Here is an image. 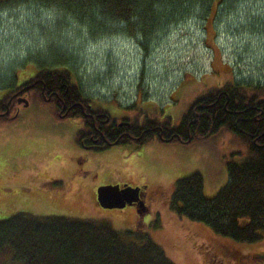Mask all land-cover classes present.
Wrapping results in <instances>:
<instances>
[{
	"label": "rangeland",
	"instance_id": "obj_1",
	"mask_svg": "<svg viewBox=\"0 0 264 264\" xmlns=\"http://www.w3.org/2000/svg\"><path fill=\"white\" fill-rule=\"evenodd\" d=\"M185 10L164 16L146 41L115 25L96 33L37 3L0 9V99L6 88L33 78L53 52L63 58L57 66L71 69L98 105L112 104L120 116L139 113L169 127L179 125L199 98L228 82L264 85V0H224L206 34L202 7ZM25 96L28 106L14 104L10 112L11 117L19 109L16 119H0V219L28 212L42 220L105 223L132 241L150 238L176 264H249L252 257H264V236L234 242L179 217L165 201L174 181L192 174L202 177L203 195L215 197L228 182L227 162L246 151L242 137L221 129L191 142L153 137L82 152L75 143L77 120L58 118L39 93ZM124 154L129 159L124 161ZM123 161L129 174L123 183L145 191L140 213L145 224L137 232L139 208L107 210L94 197L97 188L124 180L110 173L112 163ZM0 264L16 263L1 253Z\"/></svg>",
	"mask_w": 264,
	"mask_h": 264
},
{
	"label": "trees",
	"instance_id": "obj_2",
	"mask_svg": "<svg viewBox=\"0 0 264 264\" xmlns=\"http://www.w3.org/2000/svg\"><path fill=\"white\" fill-rule=\"evenodd\" d=\"M223 1L0 0V9L37 3L64 12L96 33L111 31L107 26L115 25L116 29L137 38L142 35L147 41L164 16L183 8L192 11L198 6L205 13L206 34L208 25L214 27ZM138 43L145 48L143 43ZM61 60L62 56L53 52L50 61L38 67L36 75L17 86V90L37 81L35 88L38 92H34L39 93L41 98L40 87L44 86L50 93L58 92L61 99L64 97L63 100L67 101V97H70L74 102H92L76 83L75 73L69 68L57 66ZM233 81L225 84L221 90L214 89L199 98L177 126L169 127L152 119L144 120L143 123L149 124V127L158 125L162 130L151 131L135 141L143 143L149 138L158 137L161 141L179 139L191 142L194 137L214 135L221 129L242 137L246 151L237 157L236 162H227L228 182L215 197L207 199L203 195L202 177L192 174L176 181L171 197L166 196L165 201L179 217L202 224L220 237L237 243H253L264 236V85ZM6 90L9 92L3 97L4 100H0V113L5 114L0 115V119L11 121L16 119L18 113L16 109L10 117L16 100L12 98L8 110L7 103L15 91L13 87ZM65 90L69 92L68 96ZM220 93L229 99L223 97L211 108ZM199 105H202L201 110H195ZM78 133L77 144L85 139L82 137L83 131ZM114 141L117 145L131 142L119 137ZM107 144H103L101 150L107 149ZM144 224L142 216H137L136 232ZM123 237L105 223L73 221L63 217L42 220L28 212H14L10 217L0 219V254L8 253L16 264H176L150 238L140 235L137 237L140 242H135L127 236ZM252 258L255 260L248 259L249 264H264V257Z\"/></svg>",
	"mask_w": 264,
	"mask_h": 264
},
{
	"label": "flooded vegetation",
	"instance_id": "obj_3",
	"mask_svg": "<svg viewBox=\"0 0 264 264\" xmlns=\"http://www.w3.org/2000/svg\"><path fill=\"white\" fill-rule=\"evenodd\" d=\"M36 82L37 81L32 84H27L23 86L22 89L18 90L19 92L23 91L22 93H19L18 97H14L18 93L15 92L13 94L14 99L17 101V98H21L26 95L27 90H34L38 92L37 88H35ZM40 93L42 94V98L46 102L51 103V105L55 108L54 114L58 118L68 121L77 120L80 123L81 128L78 131H83L82 137H85V139L79 142L77 146L82 149V152H93L106 143H108L107 145H109V147L107 149H109L114 145H117L115 144L116 141H114L116 137H119V139L126 138L131 141L139 140L140 138L148 135L151 131L156 129L162 130V128L158 125L155 127H149V124L143 123L144 120L149 121L151 119L147 116L141 118L142 116H140L139 113H137V115H128L126 113H124V116L118 115L116 107H112V104L104 106L100 105V107L98 105V101L95 102V100L91 99L92 102L89 103H82L78 101L74 102L70 100V97H67L66 101L63 100L64 97L61 99V95L58 92L50 93L48 88H45L44 86L40 87ZM222 93H220L215 98V101L212 102L211 108H213V105L218 103L224 97ZM65 95H69V92L66 90ZM224 99L229 98L224 97ZM199 106L195 108V110H201L202 105ZM8 109L9 106L7 104V110ZM199 116L201 117V115ZM112 140L114 142H112ZM107 149L101 150L100 148L98 151H105Z\"/></svg>",
	"mask_w": 264,
	"mask_h": 264
},
{
	"label": "water",
	"instance_id": "obj_4",
	"mask_svg": "<svg viewBox=\"0 0 264 264\" xmlns=\"http://www.w3.org/2000/svg\"><path fill=\"white\" fill-rule=\"evenodd\" d=\"M18 102H26L20 99ZM140 187H131L128 184L123 185H105L99 187L96 191V200L103 209H124L127 206H135L144 209V202L140 200Z\"/></svg>",
	"mask_w": 264,
	"mask_h": 264
},
{
	"label": "crops",
	"instance_id": "obj_5",
	"mask_svg": "<svg viewBox=\"0 0 264 264\" xmlns=\"http://www.w3.org/2000/svg\"><path fill=\"white\" fill-rule=\"evenodd\" d=\"M55 137V136H54ZM120 146V145H119ZM126 145H124V147H125ZM120 147H123V146H120ZM110 149V148H109ZM108 150V149H107ZM123 152V151H122ZM129 157H130V155H122V159L125 161L126 159H129ZM121 162V164H116V163H112V165H111V172L110 173H113L112 171H115V172H117V173H119L120 175H122L123 176V178H124V180L121 182V181H118V182H115V183H123L125 180H127L128 179V176H129V174H128V172H127V162ZM88 167H90V166H88ZM87 167V168H88ZM128 175V176H127Z\"/></svg>",
	"mask_w": 264,
	"mask_h": 264
}]
</instances>
